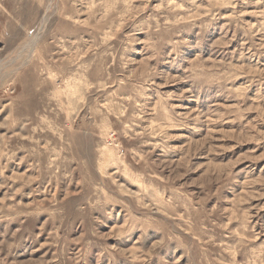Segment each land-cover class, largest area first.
I'll use <instances>...</instances> for the list:
<instances>
[{"label": "rangeland", "instance_id": "obj_1", "mask_svg": "<svg viewBox=\"0 0 264 264\" xmlns=\"http://www.w3.org/2000/svg\"><path fill=\"white\" fill-rule=\"evenodd\" d=\"M0 264H264V0H0Z\"/></svg>", "mask_w": 264, "mask_h": 264}]
</instances>
